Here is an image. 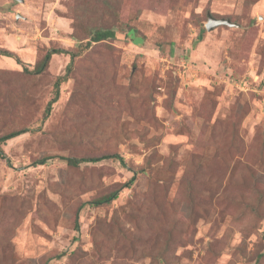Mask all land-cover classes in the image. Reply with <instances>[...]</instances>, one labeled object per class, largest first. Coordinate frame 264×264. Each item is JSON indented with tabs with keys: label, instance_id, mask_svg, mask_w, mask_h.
<instances>
[{
	"label": "rangeland",
	"instance_id": "rangeland-1",
	"mask_svg": "<svg viewBox=\"0 0 264 264\" xmlns=\"http://www.w3.org/2000/svg\"><path fill=\"white\" fill-rule=\"evenodd\" d=\"M0 49V264H264V0H0Z\"/></svg>",
	"mask_w": 264,
	"mask_h": 264
},
{
	"label": "trees",
	"instance_id": "trees-1",
	"mask_svg": "<svg viewBox=\"0 0 264 264\" xmlns=\"http://www.w3.org/2000/svg\"><path fill=\"white\" fill-rule=\"evenodd\" d=\"M114 37H115V32L112 29H109V28H93L89 32V41H87L85 44H79L78 49L76 51L67 50V49H63V48H51L45 52V54L42 56V58L36 63V65L32 69H29L26 67L23 68L24 74L38 75V74H41L47 68L49 61H50V58L53 54L69 55L70 60H69L68 64L66 65L64 74L58 76L53 83V95L47 101V104H46L45 109H44V117H47L49 115L51 108H52V105L59 99L60 86L64 81H66L69 78V74L73 70L72 69L73 61L80 54V52L83 49H86L91 44V42L97 43V42H100L103 40L113 39ZM201 40H202V31H200L199 34L197 35L194 44L198 43ZM0 55L12 56L13 54H12V52H10L6 49H0ZM26 131H28L27 128H20V129H14V130L5 132V133L0 135V159H6L7 160L5 152L3 151L2 147H1L2 144H4L7 140L14 138V137L26 132ZM50 158H52V156H44L41 158H37L31 162V165L35 166V165L44 164ZM60 158L65 160L67 165L70 167H78L79 164H81V163H96V162H99L103 159H115L124 165V160H123L122 156H120L118 153H102L99 155L84 154V155H79V156H64V157H60ZM135 176H136V171H133V175L131 176V178L127 182H125V184H124V186H122V188L123 187H130L135 180ZM194 176H196V174H194ZM188 184H189V182H188ZM188 184L185 187V191L188 193L187 198L190 199L191 193L189 194ZM190 188H191V186H189V189ZM120 190H121V188L117 189V190H113V191L109 192L108 194H104V195H101L99 197L94 198L93 200L89 201L88 203L91 205H94V206L110 203L112 200H114L117 197L118 192ZM75 227H76V229H78L77 222H75ZM158 255H159V257L162 256L161 253H159Z\"/></svg>",
	"mask_w": 264,
	"mask_h": 264
},
{
	"label": "water",
	"instance_id": "water-1",
	"mask_svg": "<svg viewBox=\"0 0 264 264\" xmlns=\"http://www.w3.org/2000/svg\"><path fill=\"white\" fill-rule=\"evenodd\" d=\"M22 2L23 0H17ZM217 25H227V26H236V23L231 22L229 19L225 18H215L211 14H208L207 21L205 24L206 30H211L214 26Z\"/></svg>",
	"mask_w": 264,
	"mask_h": 264
}]
</instances>
